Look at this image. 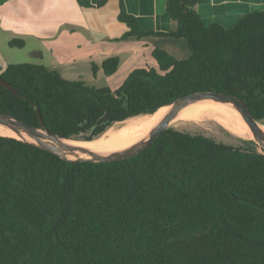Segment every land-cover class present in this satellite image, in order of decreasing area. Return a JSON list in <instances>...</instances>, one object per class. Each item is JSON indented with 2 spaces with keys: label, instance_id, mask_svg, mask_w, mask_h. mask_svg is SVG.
I'll list each match as a JSON object with an SVG mask.
<instances>
[{
  "label": "trees",
  "instance_id": "obj_1",
  "mask_svg": "<svg viewBox=\"0 0 264 264\" xmlns=\"http://www.w3.org/2000/svg\"><path fill=\"white\" fill-rule=\"evenodd\" d=\"M197 2L167 0L173 31L141 32L123 7L118 17L123 38H182L189 58L154 48L157 69H135L115 90L43 65L0 66L16 92L0 85V112L38 126L39 109L46 130L92 141L176 99L219 92L262 122L264 10L224 27L205 24ZM118 65L110 57L100 68L111 76ZM0 264H264V154L166 129L130 158L78 162L0 136Z\"/></svg>",
  "mask_w": 264,
  "mask_h": 264
},
{
  "label": "crops",
  "instance_id": "obj_2",
  "mask_svg": "<svg viewBox=\"0 0 264 264\" xmlns=\"http://www.w3.org/2000/svg\"><path fill=\"white\" fill-rule=\"evenodd\" d=\"M167 0H0V66L17 64L11 40L40 44L31 48L30 63L57 71L69 81L89 78L104 80L117 89L128 74L140 68L157 69L151 57L160 48L177 60L189 58L187 42L171 37L130 36L127 25L119 21L121 7L135 18L141 32H167L177 23L166 10ZM205 24L230 27L250 12L264 10V0H198L194 7ZM16 48V47H14ZM118 57L115 73L105 76L101 63ZM92 65L97 67L95 74Z\"/></svg>",
  "mask_w": 264,
  "mask_h": 264
},
{
  "label": "bare ground",
  "instance_id": "obj_3",
  "mask_svg": "<svg viewBox=\"0 0 264 264\" xmlns=\"http://www.w3.org/2000/svg\"><path fill=\"white\" fill-rule=\"evenodd\" d=\"M166 108L158 109L153 115H140L125 120V126L120 129L109 128L102 136L92 141L64 140L58 143H64L68 149L69 158L85 157L88 153H83L80 149L85 148L97 155H107L112 152L127 149L149 135L150 128L156 119H158ZM205 120L214 121L230 134L251 140L254 138L241 119L237 109L231 103H221L215 100H201L189 103L176 112V117L170 122H202ZM169 123V126H170ZM264 130V123L260 122ZM168 126V127H169ZM43 135L45 133L40 131ZM0 136L16 137L25 141H30L28 134L21 128L13 124L3 125L0 123ZM48 143L58 144L52 140H45Z\"/></svg>",
  "mask_w": 264,
  "mask_h": 264
},
{
  "label": "water",
  "instance_id": "obj_4",
  "mask_svg": "<svg viewBox=\"0 0 264 264\" xmlns=\"http://www.w3.org/2000/svg\"><path fill=\"white\" fill-rule=\"evenodd\" d=\"M0 85L8 89L12 93L14 94L16 93L15 90L11 87V85L2 78H0ZM201 100H215L221 103H231L233 107L237 109L241 119L246 124L247 128L252 134L254 138V143L262 147L264 150V130L261 128L260 125L261 121H257L253 118L248 107L241 99H239L235 95H231L227 93H219V92H200L172 101L168 105L162 107V108H166V111L158 119L155 120L152 127L150 128L149 135L145 139H143L139 143L127 149L118 152H112L107 155H97L85 148L80 149L83 153L89 154L88 158L85 157L69 158L68 152L64 149V148L68 149V147L64 143H58V142L64 140H73V139L61 138L51 133L50 131L46 130L39 109L36 110L38 126H33L31 124L25 123L20 119H17L2 112H0V123L3 125L13 124L16 127L23 129L28 134L30 141H25L16 137L13 138L31 144L63 160L105 163L110 161H121L146 150L153 143V141H155L163 133V131H165L168 128L169 123L176 117V112L179 109H181L182 107H184L189 103H194ZM154 113L150 115H153ZM40 131H43L45 135H43ZM45 140H52L54 142H57L58 144L48 143Z\"/></svg>",
  "mask_w": 264,
  "mask_h": 264
},
{
  "label": "rangeland",
  "instance_id": "obj_5",
  "mask_svg": "<svg viewBox=\"0 0 264 264\" xmlns=\"http://www.w3.org/2000/svg\"><path fill=\"white\" fill-rule=\"evenodd\" d=\"M39 46L40 44H38L37 46V43H35L32 40H28L26 48L18 50L17 49L18 47L16 48L13 47V51H15L14 54H12V56L15 58L13 59L14 60L13 62H18L17 64L32 62L30 50L31 48H36ZM86 84L89 87H95V88H100L105 86L104 80L101 79L95 80L92 77L87 80ZM262 122L264 123V120H262ZM126 123L125 121L121 123H116L110 128L120 129L123 126H125ZM167 129H173L176 131L185 132L189 134H201L207 138L216 141L217 143L231 145L240 148L242 150H255L259 153H264L263 148L257 145L256 143L252 142L251 140L238 138L227 132L225 129H223L220 125H218L214 121H210V120H205L202 122H173L170 123V126Z\"/></svg>",
  "mask_w": 264,
  "mask_h": 264
}]
</instances>
